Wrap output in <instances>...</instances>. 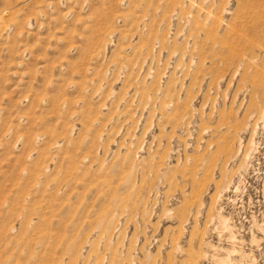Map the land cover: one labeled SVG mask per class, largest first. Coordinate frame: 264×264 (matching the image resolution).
<instances>
[{
    "label": "rangeland",
    "instance_id": "obj_1",
    "mask_svg": "<svg viewBox=\"0 0 264 264\" xmlns=\"http://www.w3.org/2000/svg\"><path fill=\"white\" fill-rule=\"evenodd\" d=\"M0 264H264V0H0Z\"/></svg>",
    "mask_w": 264,
    "mask_h": 264
},
{
    "label": "bare ground",
    "instance_id": "obj_2",
    "mask_svg": "<svg viewBox=\"0 0 264 264\" xmlns=\"http://www.w3.org/2000/svg\"><path fill=\"white\" fill-rule=\"evenodd\" d=\"M249 58V57H248ZM241 61V60H240Z\"/></svg>",
    "mask_w": 264,
    "mask_h": 264
}]
</instances>
